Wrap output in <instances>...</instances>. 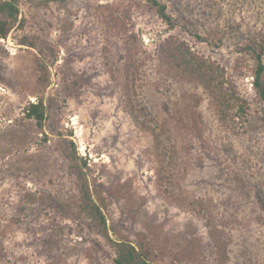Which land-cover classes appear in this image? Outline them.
Returning <instances> with one entry per match:
<instances>
[{"label":"rangeland","instance_id":"1","mask_svg":"<svg viewBox=\"0 0 264 264\" xmlns=\"http://www.w3.org/2000/svg\"><path fill=\"white\" fill-rule=\"evenodd\" d=\"M158 1L170 22L148 0H18L23 24L0 37V264H114L123 239L152 264H264V102L248 47L264 46V0ZM167 38L219 65L244 113L221 120L161 51ZM40 98L43 128L25 115ZM80 174L107 235L79 210Z\"/></svg>","mask_w":264,"mask_h":264},{"label":"trees","instance_id":"2","mask_svg":"<svg viewBox=\"0 0 264 264\" xmlns=\"http://www.w3.org/2000/svg\"><path fill=\"white\" fill-rule=\"evenodd\" d=\"M152 8L155 9L157 15L165 21L170 22L171 17L166 12V7L164 4L160 3L158 0H148ZM20 14V8L18 6V0H0V37H7L9 31L15 26H22L23 20L18 18ZM129 39H126V47L128 49L127 57H131L129 52L133 48L134 34L129 35ZM128 36V38H129ZM25 38L22 43H26ZM28 45H31L28 42ZM248 47L253 53L255 59V68L253 70V81L252 85L258 97L264 102V61L262 60V54L264 53V46H259L258 44H248ZM163 54L167 59L175 60L176 64L181 66L188 74H191L196 79L204 83L205 87L210 90V95L216 99L220 105L218 108L219 117L223 121H227L229 118L234 119L238 117L239 114L244 113V104L234 105L235 96L233 94L225 93L222 85V80H218V76H215L214 72L221 69L219 65L211 63L210 61H204L202 58L195 56L190 48L183 43H177L174 39H165L160 47ZM218 80V81H217ZM236 107V108H234ZM47 106L42 98L37 99L36 102H30L25 108V115L28 118L34 119L37 124L43 128V122L46 118ZM235 109V110H234ZM72 155L75 156V146L72 144ZM83 161L81 165H85ZM80 182V193L81 201L79 210L89 216H93L97 219L100 227L104 230L107 235V225L106 219L101 211L99 204L92 198L91 192L89 190V183L82 174L79 175ZM220 238H214V241L218 247H220V254H223L221 249L223 245L218 242ZM115 253L114 264H152L148 259V254L144 251L142 246H136L126 239L118 240L115 243Z\"/></svg>","mask_w":264,"mask_h":264}]
</instances>
